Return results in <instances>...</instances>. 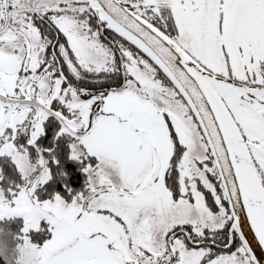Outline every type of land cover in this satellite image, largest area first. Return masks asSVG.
Instances as JSON below:
<instances>
[{
  "label": "snow or ice",
  "instance_id": "6c2138e0",
  "mask_svg": "<svg viewBox=\"0 0 264 264\" xmlns=\"http://www.w3.org/2000/svg\"><path fill=\"white\" fill-rule=\"evenodd\" d=\"M3 264H264V0H0Z\"/></svg>",
  "mask_w": 264,
  "mask_h": 264
},
{
  "label": "rangeland",
  "instance_id": "374dc122",
  "mask_svg": "<svg viewBox=\"0 0 264 264\" xmlns=\"http://www.w3.org/2000/svg\"><path fill=\"white\" fill-rule=\"evenodd\" d=\"M0 264H3V261H0Z\"/></svg>",
  "mask_w": 264,
  "mask_h": 264
}]
</instances>
